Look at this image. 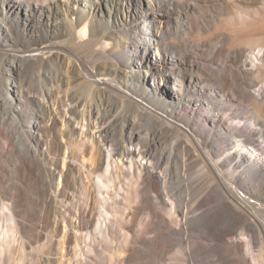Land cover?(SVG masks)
<instances>
[{
  "label": "bare ground",
  "instance_id": "1",
  "mask_svg": "<svg viewBox=\"0 0 264 264\" xmlns=\"http://www.w3.org/2000/svg\"><path fill=\"white\" fill-rule=\"evenodd\" d=\"M49 1L0 0V16L14 15L19 25V43L42 45L35 48L39 51L28 54L12 47L15 36L3 29L5 19L0 20V40L11 46L6 51L0 48V108L4 106L6 113L12 114L9 125L18 134L15 141L10 133L6 143L0 139V148L11 154L19 153L20 147L22 155L31 154L28 136L33 131L20 130L18 120L27 118L26 128L38 126L29 111L30 102L36 99L41 108L40 99L60 93V84L55 87L49 81L60 80L64 57L80 56L79 74L74 69L75 80L80 82L73 86L75 91H65L59 107L53 102V116L45 131L51 137V174L62 176V189L54 191L63 199L59 203L87 210L88 202L81 199L89 179L94 180L90 185L98 190V198L90 217L85 209L80 215L66 209L61 214L64 225L60 223L57 231L62 236L59 245L63 255L73 257L75 264H101L96 257L101 237L111 239L120 225L126 245L122 243L114 254H104L108 264H131V250L135 248L130 245L131 233L149 231L152 221L180 233L187 224L205 226L202 216L191 215L190 204L196 191L199 194V189L214 187L221 208L231 210L225 221L230 223L233 236L208 250L216 249L226 264H264V192L260 185V180L264 181V41L239 40L227 45L230 34L226 32L206 39L195 36L207 30L203 12L211 9L210 0H178L177 4L173 0H149L151 5L157 3L158 11L145 9V0H82L84 10L76 22L70 16L75 7L67 10L70 24L61 18L59 3ZM122 5L131 12L130 17L119 16ZM228 5L224 24L232 29L241 27L248 5L239 0ZM89 8L94 20L85 13ZM105 10L113 16L112 21H105ZM39 27L49 35L36 39L34 32ZM23 28L31 30L30 38L25 37ZM54 34H60L61 39L49 41ZM194 42L197 51L190 53ZM152 44L160 48V59L156 63L146 60L143 65ZM200 51L222 54L225 60L217 65H211L208 58L196 60ZM144 66L150 68L143 73ZM247 73L255 75L250 89L242 82ZM6 74L13 77L17 89L9 88L7 81L3 83ZM158 77L164 86L159 100L155 95ZM27 78L44 84L35 97L20 89L19 83ZM171 79L176 81L172 92ZM4 122L0 119L3 135ZM11 146L15 150H10ZM197 165L193 173L204 179L193 186L187 171ZM21 170L25 168L20 166ZM84 179L90 182L86 185ZM209 182L213 184L207 185ZM141 197L152 202L146 221L139 219L137 203ZM22 200L17 192L9 196L0 190V264L33 263L27 249L43 238L41 233L30 232L22 217ZM57 201L51 199L47 204L53 208ZM120 204L128 208L124 215L119 213ZM119 220L122 225H117ZM36 251L37 263L41 264L40 246ZM181 253L177 264H192L194 248L183 246ZM163 256V252H155L151 257L162 260Z\"/></svg>",
  "mask_w": 264,
  "mask_h": 264
},
{
  "label": "rangeland",
  "instance_id": "2",
  "mask_svg": "<svg viewBox=\"0 0 264 264\" xmlns=\"http://www.w3.org/2000/svg\"><path fill=\"white\" fill-rule=\"evenodd\" d=\"M51 1H57L59 3V11L61 12L60 16L61 18L65 17L66 21H69V24H70V20L72 19L70 16H72L73 17L72 20L76 22L77 17L80 15V13H82L85 5L84 4L85 2L82 0H50L48 3H50ZM210 1L211 2H209L208 4L211 9H208L207 11L203 12L204 15L203 18L205 19V25L207 30L201 36H199L197 33H195V36L206 39L212 35L221 34V32H226L230 34L229 35L230 40L228 41L227 45H232L234 43H237L239 40H244L245 42H250V41L256 42L257 40H261V42L264 41V0H239L241 3L248 5V7L246 6V21L241 27H237L234 29L224 24L225 23L224 19L225 17H227L224 11L226 10V7L229 6L228 4L233 2V0H210ZM173 2L177 4L178 0H173ZM198 2H202V1H198ZM1 4L2 3L0 2V9L2 8ZM142 5L145 6V9L147 8L151 11H158V6L156 2L154 5H151L149 0H145V3L143 2ZM73 6L75 7V12L73 14L71 13L70 15V13L67 10H69ZM92 8H89L85 12L90 17L91 14L89 13V10L90 12L93 11ZM179 10L180 9L178 8V11ZM108 13H109L108 10H105L104 19L105 21L109 19L112 21L113 16H109ZM130 13L131 12H128V9L125 8L124 5L121 6V12L119 16L124 17L126 15V17H130ZM14 17H15L14 15L10 16L6 14L5 15L2 14L0 16V20L5 19L6 22V26H3V29L11 30L13 35L15 36V39H13V42L11 44L12 47L18 46L20 50L22 49L26 50L27 52H25V54L31 52L30 50H32V52L39 51L38 49L35 48L41 47L42 45L40 43L37 45L34 44V42L32 44L31 42H27V41L19 43L16 35L19 32V25L17 24V21H15ZM91 18L94 20V17ZM43 22L46 23L47 21L44 20ZM49 29L52 28L49 26ZM35 30L36 31L34 33L37 34L36 39H40L42 38V36L48 34L47 30L45 28L43 29V27H39ZM29 31L31 30L30 29L25 30L23 28V33L25 34L26 38H30ZM56 39L57 40L61 39L60 34L59 36L54 34V37L50 38L49 41ZM195 43L196 42L190 45L189 47L190 53L197 51V47L195 46ZM246 47H248V45ZM0 48L3 51L4 50L6 51V49L11 48V46L9 47L6 46L5 40L1 39ZM108 50H110V48H108ZM7 51L9 52V50ZM158 51H160V48H158L156 44H152L151 50L146 53L145 58H143L141 64L144 65L148 61L149 63H156L160 59L158 57ZM203 52L204 51H200L197 54L198 59L196 60L208 61L209 59L211 65L222 64L225 60V56L222 54L219 56H214L211 55L210 53H207L206 55ZM78 57L80 56H76V57L72 56L71 58H69L68 56L64 57L65 59H63V66L60 68V72L62 71L63 75L61 76L60 80L59 78L58 79L56 78L55 81L53 82L49 81V85L52 86L55 85V87H57L58 84H60L61 87L60 93H58L56 96L48 94L46 95L45 100L40 99L42 103L41 108L36 103V99L33 98V102H30L29 111L31 113H34L33 117L34 120L37 121L38 126L32 127L31 125H28V127L26 128L25 124L27 118L26 119L21 118L18 120L20 130L25 129L29 133L30 130L33 131V134L30 133L32 135L28 136L30 139L29 149L32 151L31 154L22 155L20 153V147H19V153L18 151H16L11 154L4 152L0 148V190L2 193L4 194L7 193L9 196L13 192H17L18 194H20V196H22L23 199L21 203L22 217H24V220L27 222L28 226L30 227V229H32V231L30 232L43 234V238H41V240L35 243L33 248L27 249V253L29 254V259L32 258V260L34 261L33 263H29V264H38L37 258L39 254L38 251L36 250L39 246L42 251L40 253L42 255V258L40 260L41 264H75L73 257L70 258V255L68 257L63 255L64 251L60 249V245H59V241L62 236L58 233L57 230H58V225L60 223L62 224V226L64 225L61 221L62 219L61 214H63V211L65 209L66 211H68V213L78 214V215L81 214L80 211H85L86 209L84 206L79 207L78 205L72 207L71 209L70 207L68 208L66 206H63V204L59 203V200L61 202V200L63 199L56 192L57 190L62 189V186L59 185L62 176H59L58 174L57 175L51 174V167L53 164L52 161L53 157L52 155L49 154L51 137L46 134L45 129H48L51 123L50 118L51 116H53L52 115L53 102L56 101V107H59L60 104L62 103V100L65 99V91L67 89H69V91L72 90L75 91V88H73V86L77 82H80V80H75L76 74L74 71V69H76L77 73L79 74V65L77 64ZM149 68L150 66L149 67L144 66L143 73L146 72L147 69ZM123 69L128 70L127 67H123ZM36 74H38V72H36ZM254 78H255L254 74H248V73L244 74L242 82L244 83L245 87H248L250 89V87L253 86ZM6 81L7 84H9L8 85L9 88L17 89V87L16 88L13 87L12 76L6 74L3 77V83H6ZM175 82L176 81L174 79L173 80L171 79V82L169 83V89L171 90V92L175 86ZM156 83L159 86L158 87L159 91L158 92L155 91L156 93L155 95L157 99L162 98L163 96L162 90L164 89V86L160 85L161 81L159 77L156 79ZM42 85H39L38 82L32 78H27L23 82L19 83L21 90H23L26 93H31L34 97L35 95H38V92H40ZM147 88L148 89L150 88L148 84H147ZM56 90H58V88ZM69 101L71 102V100ZM20 104L21 102L19 99V105ZM153 104L155 106H158L154 102ZM246 105H250V101H247ZM114 113L116 114V112ZM17 115L19 116L22 114L17 113ZM0 119L5 121L4 122L5 124L3 126L5 130L4 133L5 135H3V132L0 131V139L6 143L7 138H9V136L13 134L12 137L15 136L13 138L14 139L13 141L17 140L18 134L16 132V129H13L9 125V123L12 121V114L8 115L6 113L4 106L0 108ZM111 119L112 117H110V119H106L105 122L108 123ZM58 126L64 128L62 123H59ZM75 126H77V124ZM183 126L188 129V127H186L185 124ZM39 133L42 134L41 137L39 136ZM7 134H9V136ZM44 140H46V144L44 143L45 142ZM10 150H15V147L11 146ZM17 161H19V167L17 166ZM20 166H23L25 170L20 171ZM196 167H198V165L192 166L187 171V175L190 176L191 178L190 182L193 183L192 184L193 186L196 185L198 181L199 184L201 182V179H204L203 175L201 174L196 175V173H193ZM243 176H245V174ZM243 176H241V181L246 182V180H243ZM233 178L237 179V177H233ZM87 180L88 179H84L86 185L90 182V181L88 182ZM89 180H91L90 184L92 183V181H94L92 179ZM263 182H264L263 179H261L260 180L261 190L264 192ZM208 184H213V182L212 183L209 182L207 183V185ZM89 185L86 186V189L84 191V196L81 200H83L85 203L86 201L88 202V208L86 207L87 210L85 212L87 213L86 216L90 217L94 213V205H95V201H97L98 198L97 195L98 190H96L94 186L90 185L91 186L90 187ZM210 186L212 185H209L208 187ZM215 189L214 187L205 188L204 190L199 189L200 190L199 194L198 191L194 193L195 199L190 204L192 211L191 215L193 217L202 216V219L203 218L205 219L202 220L204 221L205 226H201L199 223L196 226L194 224L191 226L187 224L185 225L183 232L180 233V231L176 230L175 228H171L167 230L166 228H163L160 225L155 224L153 221L152 222L147 221L151 224V228L149 229V231L131 233L130 245L135 246V248L131 250L132 253L131 264H177L178 262H181L179 257H182L181 249L183 248V246L188 248H194V254H193L194 257L191 259L192 264H226L225 260L223 259L221 254L217 253L216 249L213 251L208 250L209 246L211 248V246H217L218 244L225 243L226 239L230 240V238L233 236L232 232L230 233L231 229H229L231 226L230 223L229 222L227 223L225 221V219H227V215H229L228 212H231V210L230 209L224 210L223 208H221L220 206L221 203L219 202L220 201L219 192L217 191V189L216 190ZM70 192H72L73 195L75 196L76 193H74L73 190H70ZM51 199H54V202L58 200L57 201L58 203H55V206L53 208H50V206L47 204V202L50 201ZM261 203H264V201H262ZM120 206L122 207V209L121 212L119 213L120 215H124L125 211L128 208L124 209L126 208L124 204H120ZM137 206H139V219H143L146 221L148 219V213L150 211V207H152V202H150L149 200L144 201V198L141 197L140 202L137 203ZM60 208L62 209V211L59 210ZM185 212H187V208ZM96 217L97 216H95V218ZM133 221L134 218H132V222ZM74 223L76 224L75 219H74ZM225 223L227 224L225 225ZM118 224L122 225L123 224L122 220H119L117 225ZM118 227L119 229L117 228V231L112 233L111 239H107L105 236L101 237V246L97 247L99 249L96 248V257L98 258L101 264H108L109 262L105 255L106 253L114 254L115 249H118L122 243L125 244L123 242V231L120 230V225H118ZM137 228L138 227L136 226V229ZM81 242H83V239H81ZM160 249L162 251H160ZM84 250H86V253L89 254V260L91 261L92 256L89 252H87V247ZM103 250H105V252ZM155 252L158 253L159 255L161 252H163L164 255L163 259L161 260L159 258L156 259L152 258L151 256L155 255ZM250 261L251 262L253 261L252 258H250ZM235 264H243V263L238 262Z\"/></svg>",
  "mask_w": 264,
  "mask_h": 264
}]
</instances>
